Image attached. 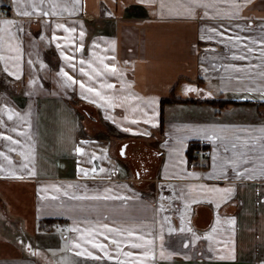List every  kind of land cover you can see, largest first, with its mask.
I'll return each instance as SVG.
<instances>
[{
    "label": "crops",
    "instance_id": "crops-1",
    "mask_svg": "<svg viewBox=\"0 0 264 264\" xmlns=\"http://www.w3.org/2000/svg\"><path fill=\"white\" fill-rule=\"evenodd\" d=\"M0 9V264H264V0Z\"/></svg>",
    "mask_w": 264,
    "mask_h": 264
},
{
    "label": "rangeland",
    "instance_id": "rangeland-1",
    "mask_svg": "<svg viewBox=\"0 0 264 264\" xmlns=\"http://www.w3.org/2000/svg\"><path fill=\"white\" fill-rule=\"evenodd\" d=\"M93 74L88 75V77L90 78V80L93 82L96 79L94 78V76H92ZM80 112H78L80 115V117H84L85 122L91 126V130L93 131V133H98V135L102 134L101 132V124L102 122L99 120V115L96 111L91 110L90 108H86L84 106L79 107ZM78 109V110H79Z\"/></svg>",
    "mask_w": 264,
    "mask_h": 264
},
{
    "label": "trees",
    "instance_id": "trees-1",
    "mask_svg": "<svg viewBox=\"0 0 264 264\" xmlns=\"http://www.w3.org/2000/svg\"><path fill=\"white\" fill-rule=\"evenodd\" d=\"M173 98L169 99H163L161 103L163 104L164 102L171 101ZM176 102H200L198 100H189V99H177ZM212 104L218 105L219 107H222L223 105L227 104H238V103H254L253 101H221V100H216V101H211ZM257 105H264V102H257ZM202 146L199 143H192L188 147V156L190 158H195L197 157L195 155V151L198 149H201Z\"/></svg>",
    "mask_w": 264,
    "mask_h": 264
},
{
    "label": "built area",
    "instance_id": "built-area-1",
    "mask_svg": "<svg viewBox=\"0 0 264 264\" xmlns=\"http://www.w3.org/2000/svg\"><path fill=\"white\" fill-rule=\"evenodd\" d=\"M0 16H5V11L4 10H0ZM195 155L200 157V158H208L209 157V152L206 151V150H203V149H198L195 151ZM157 189H158V192H159V196H163L165 191H166V182L165 181H159L157 183ZM160 197L158 198L159 201L160 200Z\"/></svg>",
    "mask_w": 264,
    "mask_h": 264
},
{
    "label": "snow or ice",
    "instance_id": "snow-or-ice-1",
    "mask_svg": "<svg viewBox=\"0 0 264 264\" xmlns=\"http://www.w3.org/2000/svg\"><path fill=\"white\" fill-rule=\"evenodd\" d=\"M82 87H83V85H81ZM78 151H79V149H78ZM118 243V242H117ZM97 247H99V248H103L104 246L103 245H96ZM89 255H92L91 253H89ZM105 255H107V252H105ZM126 255H131L130 253H127Z\"/></svg>",
    "mask_w": 264,
    "mask_h": 264
},
{
    "label": "water",
    "instance_id": "water-1",
    "mask_svg": "<svg viewBox=\"0 0 264 264\" xmlns=\"http://www.w3.org/2000/svg\"><path fill=\"white\" fill-rule=\"evenodd\" d=\"M121 155H124V154H123V151H121Z\"/></svg>",
    "mask_w": 264,
    "mask_h": 264
}]
</instances>
